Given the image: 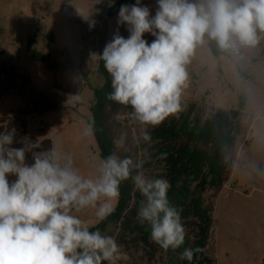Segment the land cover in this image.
I'll list each match as a JSON object with an SVG mask.
<instances>
[{
  "label": "clouds",
  "instance_id": "9594fccd",
  "mask_svg": "<svg viewBox=\"0 0 264 264\" xmlns=\"http://www.w3.org/2000/svg\"><path fill=\"white\" fill-rule=\"evenodd\" d=\"M117 23L130 34L117 31L100 54L111 77L106 98L130 106L142 124L158 126L180 111L187 65L198 47L214 42L231 54L264 39V0H157L155 15L136 0L121 5ZM145 33L154 37L151 43ZM15 136L14 128L0 133V264H116V239L90 230L75 213L92 208L97 222L105 221L121 183L140 165L109 155L89 178L58 146L32 152L27 163L26 152L36 145L25 140L14 147ZM132 180L142 197L137 221L149 227L151 242L165 251L180 249L186 230L181 210L168 198L170 182L141 172ZM200 251L184 247L180 258L191 262Z\"/></svg>",
  "mask_w": 264,
  "mask_h": 264
},
{
  "label": "rangeland",
  "instance_id": "374dc122",
  "mask_svg": "<svg viewBox=\"0 0 264 264\" xmlns=\"http://www.w3.org/2000/svg\"><path fill=\"white\" fill-rule=\"evenodd\" d=\"M113 1L0 0V62L29 77L28 89L56 105L54 110L25 117L27 134L40 141L50 139L52 146L70 154L74 167L89 178L99 174L103 160L90 120L95 89L102 87L105 79L98 70V45L85 36L91 21L98 26L95 5ZM141 4L155 15L157 4ZM117 20L118 14L109 22L110 41L117 31L125 38L130 34L127 25H118ZM32 36L36 37L32 48L49 54L46 62L31 56L28 41ZM143 38L149 43L154 39L148 33ZM48 62L58 67L49 68ZM187 72L180 111L167 118L197 103L196 113L204 121L219 109H240V101L245 102L235 130L237 140L227 153L232 172L220 190L210 189L205 194L214 206L215 223L207 253L213 264H264V39L255 47L219 57L213 55L210 43L198 47ZM26 104L27 97L20 88L0 95V116H18ZM115 121L116 156L143 164L144 136L155 126L142 124L125 109ZM141 173L149 178L154 175L152 170L142 169ZM14 179L9 176L10 181ZM117 201L111 202L113 209ZM75 214L90 228L99 223L95 209ZM135 259L132 262L120 246L117 264H146L140 256ZM157 264H165V257Z\"/></svg>",
  "mask_w": 264,
  "mask_h": 264
},
{
  "label": "trees",
  "instance_id": "16d2710c",
  "mask_svg": "<svg viewBox=\"0 0 264 264\" xmlns=\"http://www.w3.org/2000/svg\"><path fill=\"white\" fill-rule=\"evenodd\" d=\"M157 4V0H141V3ZM136 0H114L111 4H96L98 26H87L85 38L97 43L99 66L98 70L105 79V84L95 89V102L91 107L90 124L100 148V156L106 159L116 155L117 141L115 135L116 115L122 110L133 112L130 106L121 105L107 99L112 91L111 77L103 66L100 54L109 40V22L119 13L121 5L135 4ZM36 37L28 41L31 56L39 61H47L49 54L43 53L32 46ZM50 39L49 49L52 48ZM212 53L219 57L223 53L214 42L210 43ZM2 50L0 49V58ZM70 62V61H69ZM49 68L58 67L57 63L48 62ZM21 79V85H19ZM29 77L19 75L16 68L0 62V95L20 88L27 97V104L19 109L18 116H0V133L11 129L16 130L14 147L25 146L27 140L36 147L26 152V162H32V152L51 149L50 139L38 140L27 134L25 117L34 112H45L56 109V105L41 95L28 89ZM245 102L240 101V109H219L204 121L197 115L198 104L192 103L185 111L166 118L160 125L153 127L147 135L149 140L143 141L146 159L139 168H133L130 178L120 185V196L112 214L103 222L90 228H98L102 233L109 234L124 247L131 261L140 256L146 264H157L165 257V264H213L207 248L215 223L213 204L207 202L205 194L210 190H220L232 172V164L227 159L229 149L235 144V130ZM142 169L152 170L153 178H166L171 187L168 192L170 202L181 210L182 223L185 226V243L175 251H165L150 240V229L137 221V210L142 197L135 188L132 177ZM184 247H199L191 262L182 260L180 253ZM134 258V259H133ZM107 264V262H105ZM117 264V263H116ZM136 264V263H131Z\"/></svg>",
  "mask_w": 264,
  "mask_h": 264
}]
</instances>
